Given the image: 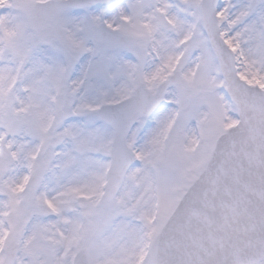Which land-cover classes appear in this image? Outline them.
<instances>
[{
    "label": "snow or ice",
    "instance_id": "snow-or-ice-1",
    "mask_svg": "<svg viewBox=\"0 0 264 264\" xmlns=\"http://www.w3.org/2000/svg\"><path fill=\"white\" fill-rule=\"evenodd\" d=\"M0 264H264V0H0Z\"/></svg>",
    "mask_w": 264,
    "mask_h": 264
}]
</instances>
